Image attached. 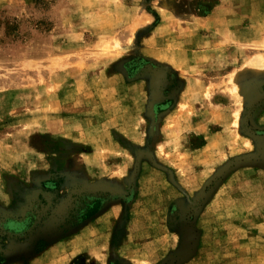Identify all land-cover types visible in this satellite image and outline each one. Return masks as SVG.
Returning <instances> with one entry per match:
<instances>
[{
  "label": "rangeland",
  "instance_id": "374dc122",
  "mask_svg": "<svg viewBox=\"0 0 264 264\" xmlns=\"http://www.w3.org/2000/svg\"><path fill=\"white\" fill-rule=\"evenodd\" d=\"M0 264H264V0H0Z\"/></svg>",
  "mask_w": 264,
  "mask_h": 264
}]
</instances>
